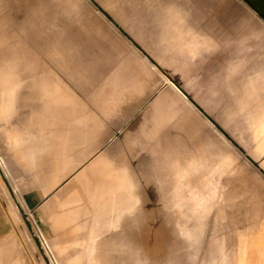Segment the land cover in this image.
<instances>
[{
    "label": "rangeland",
    "instance_id": "rangeland-1",
    "mask_svg": "<svg viewBox=\"0 0 264 264\" xmlns=\"http://www.w3.org/2000/svg\"><path fill=\"white\" fill-rule=\"evenodd\" d=\"M90 1L97 8L87 0H0V94L6 83V44L17 38L15 27L25 25L40 30L43 45L33 46L32 52L37 61L45 65L50 63L45 51L50 45L48 37L58 40L70 32L75 40L83 35L92 37L89 42L95 39V46L98 37H103V49L98 50L101 58L96 63L103 74L89 90L79 87L77 78L68 79L61 72L56 75L63 89L69 88L73 96L71 106H75L77 112L86 111L92 119L101 117L102 128L106 121L107 135L102 139L108 145L121 142L123 132L132 122L127 110L122 111L117 94H129L137 90L134 87L141 79H152L153 95H156L168 84L167 77L173 74L163 70V60L171 59L167 67H178L177 63L172 64V57L145 54L146 51H163L160 33L168 27V17H188L205 25L213 22L220 32H226L227 23L234 22L236 33H240L243 18L258 14L244 0ZM6 19L12 24L10 31L6 28ZM86 20L89 24L84 23ZM75 47L70 45L73 52ZM111 49L115 53H109ZM53 103L42 102V106ZM34 116L33 113L24 118L9 115L5 119L0 115V264H264L262 175L251 178L256 184L251 199H198L193 182L179 183L178 169L167 179L170 182H163L158 168H146L141 160L138 166L134 161L132 185L122 181L119 184L106 177L102 183L106 192H96L103 202L105 199L109 202L111 197L117 196L108 192L115 187L114 182L124 183L121 188L129 194L125 208L118 204L107 210L110 214L107 219L116 220L111 225L115 230L52 231L50 222L46 221L51 194L80 167L70 168L68 175L51 177L50 160L53 156L57 158L56 149L67 142V137L57 133L62 130L51 128L52 115L45 116L43 128H33ZM121 116L124 118L120 119ZM57 117L55 114V122H58ZM15 127H19L20 134ZM18 134L25 138L20 145L13 143ZM99 138L96 135L94 142H99ZM17 148L27 152L23 161L13 153ZM30 154H35V158ZM98 159L99 152H92L81 166L96 164ZM8 162L13 165L8 167ZM189 173L190 169L187 170L188 181L192 179ZM87 183L83 180L82 186L79 185L81 198L89 191ZM75 210L71 209L73 213ZM135 251L145 259L136 261Z\"/></svg>",
    "mask_w": 264,
    "mask_h": 264
},
{
    "label": "crops",
    "instance_id": "crops-1",
    "mask_svg": "<svg viewBox=\"0 0 264 264\" xmlns=\"http://www.w3.org/2000/svg\"><path fill=\"white\" fill-rule=\"evenodd\" d=\"M244 1L258 14L243 18L240 33H236L234 22H228L226 32H220L213 22L205 25L188 17H168V27L160 33L163 51L145 54L172 57V64L178 67H167L171 59L163 60V70L173 74L156 95L152 79L138 81L136 91L117 94L122 111L127 110L132 122L121 142L109 145L102 139L107 135L106 121L102 128L101 117L92 119L86 111L77 112L71 106L69 88L64 90L56 75L61 72L68 79L77 78L79 87L89 90L103 74L96 64L101 58L98 50L103 49V37H98L96 46L95 39L89 42L92 37L83 35L75 40L70 32L58 40L48 37L50 45L45 51L51 64L45 65L32 52L33 46L43 45L40 30L15 27L17 38L6 44V83L0 94V115L5 119L9 115L24 118L33 113V128H43L45 116L52 115L51 128L62 130L57 133L65 135L67 142L56 149L57 158L50 160L51 177L68 175L70 168L80 167L51 194L46 221L52 231L115 230L111 225L116 220L107 219V208L112 207L109 203L117 207L119 194L116 201L103 202L96 192H106L102 188L106 177L132 185L131 169L136 167L134 161L139 166V160L146 168H158L163 182L178 169L179 183L193 182L198 199L253 198L250 194L256 184L251 178L264 176V0ZM108 21L118 29L111 19ZM84 23L89 24V20ZM6 28L12 29L8 19ZM71 44L77 46L76 51H72ZM109 53L115 52L111 49ZM42 102L56 103L45 107ZM18 128L14 129L20 134ZM19 134L13 140L16 145L25 141ZM96 135L100 136L97 143ZM97 151L96 164L81 166ZM19 156L23 161L24 156ZM188 169L192 178L189 181ZM83 180L88 182L89 191L81 198L78 191ZM123 196L129 199L128 193ZM72 208H76L74 213Z\"/></svg>",
    "mask_w": 264,
    "mask_h": 264
},
{
    "label": "bare ground",
    "instance_id": "bare-ground-1",
    "mask_svg": "<svg viewBox=\"0 0 264 264\" xmlns=\"http://www.w3.org/2000/svg\"><path fill=\"white\" fill-rule=\"evenodd\" d=\"M16 151L18 152V153H16ZM26 151H19V150H14V154H18V155H20V154H22L23 156H25L24 155V153H25ZM27 153V152H26ZM30 153V152H29ZM29 153H28V155H29ZM31 153H34L33 151L31 152ZM1 154V153H0ZM12 155V154H11ZM10 155V156H11ZM31 155V154H30ZM34 154H32L31 156L32 157H34L33 156ZM4 156V155H3ZM5 157V156H4ZM4 157H2V159L4 158ZM0 158H1V156H0ZM12 158V157H11ZM10 158V159H11ZM2 159H1V161H2ZM5 159H7V157L5 158ZM4 159V160H5ZM25 159V158H24ZM8 160V159H7ZM9 162H10V160H8ZM2 162H4V161H2ZM7 161L5 160V163H3V164H7L6 163ZM8 162V163H9ZM14 163V162H13ZM12 164V163H11ZM10 163H9V165H8V167L11 165ZM15 164V163H14ZM13 165V164H12ZM15 166H16V164H15ZM18 166V165H17ZM12 168H14V167H12ZM11 168V169H12ZM17 168V167H16ZM16 168H14V169H16ZM19 168V167H18ZM17 168V169H18ZM10 169V170H11ZM12 171H15V170H12ZM19 171V170H18ZM17 173H19V172H17ZM18 176H20L21 177V175H19L18 174ZM21 179H19L18 181H20ZM22 183H23V181H22ZM40 183V182H39ZM23 184H25V183H23ZM115 185H116V187H114V188H112V189H110V191H108V192H114V193H111V194H119V201H118V204H119V206H121V207H123V208H125V202L127 201L126 200V198L123 196L125 193H126V190L125 189H123V188H121V186H123L124 185V183L122 184V185H117L116 183H114ZM22 185V184H21ZM26 185V184H25ZM111 196V195H110ZM117 199H116V197H111V200L109 201V202H114V201H116ZM107 203V202H106ZM112 207H113V205H112ZM120 207V208H121ZM94 209V208H93ZM108 209V208H107ZM119 219V218H118ZM120 221H121V217H120V219H119ZM116 223V222H115ZM181 223V222H180ZM180 223L178 224V225H180ZM118 224V223H117ZM183 234V233H182ZM180 241V240H179ZM181 242V241H180ZM183 254V253H182ZM133 258L136 260V261H138V258H142V259H145V257L144 256H142V255H138V254H136V251H135V253L133 254ZM5 262V261H4ZM139 262V261H138Z\"/></svg>",
    "mask_w": 264,
    "mask_h": 264
}]
</instances>
